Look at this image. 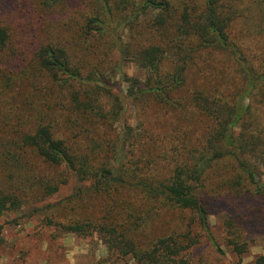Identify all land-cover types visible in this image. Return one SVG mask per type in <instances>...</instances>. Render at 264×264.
<instances>
[{
	"label": "trees",
	"instance_id": "1",
	"mask_svg": "<svg viewBox=\"0 0 264 264\" xmlns=\"http://www.w3.org/2000/svg\"><path fill=\"white\" fill-rule=\"evenodd\" d=\"M38 1L47 14L90 7L73 45L68 34L48 36L29 64L12 29L0 24V89L13 92L40 75L54 103L30 130L1 144L0 216L45 201L73 175L88 186L44 207L45 223L97 236L111 258L192 264L200 233L221 253L209 218L222 201L226 244L235 264H245L255 242L249 233L264 227V187L251 167L255 160L264 170V120L245 105L264 95V45L255 52L245 38L250 29H237L251 24L252 8L264 16V0ZM61 21L69 33L68 17ZM97 39L108 42L109 57L96 43L90 58ZM113 51L147 74L145 82L122 76L145 121L121 134L115 124L124 107L107 76ZM31 158L48 167L40 172L58 174H38ZM174 214L185 216L172 229ZM162 228L165 235L154 236Z\"/></svg>",
	"mask_w": 264,
	"mask_h": 264
},
{
	"label": "rangeland",
	"instance_id": "2",
	"mask_svg": "<svg viewBox=\"0 0 264 264\" xmlns=\"http://www.w3.org/2000/svg\"><path fill=\"white\" fill-rule=\"evenodd\" d=\"M88 3L79 10L75 9L74 5H69L64 12L60 10L47 14L42 12L38 0H0V24H5L12 29L14 40H16L14 45L26 51L27 63L29 64L34 56L36 46L48 36H58L60 33L68 34L73 39V45L75 31L83 24L84 16L90 7ZM259 11V9L252 8L254 16L251 24H240L237 29L238 32H245L250 29L245 34V38L248 37L251 40V45L256 47L255 52L260 51L262 48L259 46L264 45V16ZM56 17L60 21H57ZM67 17L71 26L69 33L64 27L66 21H61ZM22 30H25L24 34ZM120 33L122 40L127 43L129 29L122 28ZM99 41L100 39H97L93 43L94 54L90 58H95L96 43L98 53L100 55L108 53L109 57L110 53L105 47L108 42ZM258 42H262V44L257 45ZM99 45L101 46L100 50H98ZM110 60V65L107 68L110 74L107 76L112 94L121 100L124 107L120 120L115 124L116 130L121 134L125 127L137 128L145 121L142 114L143 104L128 97L130 86L125 82V79L123 80L122 76L124 74L128 78H137L145 82L147 74L135 63L120 59L116 51L112 52ZM27 84L17 85L13 92L10 89H0V149L4 140L13 139L16 131L30 130L35 123V117L47 114L49 107L54 105L49 97L50 86L42 80L40 75L39 78H33L31 84ZM1 86H3L2 81H0ZM37 87H39L38 90ZM257 96V98H253V101L248 98L245 105L250 104L254 111L260 109L261 119L264 120V95L258 92ZM110 139H114V136ZM128 155L129 148L126 147L123 156L126 159ZM108 157L112 159L113 154ZM30 160L41 169L37 170L38 174H58L53 170L40 172L42 170L48 171V167L32 158ZM251 167L257 181L264 187L263 168L255 160L251 161ZM2 172L0 170V180L4 179ZM87 186L79 183L75 176L70 175L68 182L61 185L59 191L45 201L38 203L29 201L19 210L1 215L0 225L4 229L0 235V264H136L131 259L123 261L111 258L106 247L95 235L79 237L75 234L62 232L57 227L45 223L44 207L56 205L73 196L81 187L85 189ZM218 207L215 210V215L210 216L209 225L212 237L221 253L211 245L206 235L200 233L202 235L200 242L191 254L192 264H235L236 262V257L226 244L224 229V215L229 210V206L220 201ZM184 216V214L183 216L174 214L169 219L173 224L172 229L179 225L178 218L182 221ZM63 219L61 218L59 221H63ZM169 231L168 233H171ZM164 232L165 230L162 228L155 230L153 234L157 237L165 235ZM249 236L254 238L255 242L251 245L244 263L255 264L258 258L264 257V227L255 225Z\"/></svg>",
	"mask_w": 264,
	"mask_h": 264
}]
</instances>
